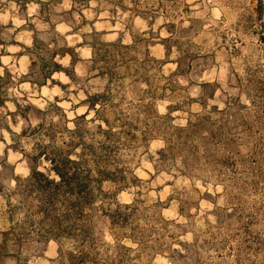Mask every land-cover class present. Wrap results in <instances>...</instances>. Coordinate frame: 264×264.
<instances>
[{
  "label": "rangeland",
  "instance_id": "rangeland-1",
  "mask_svg": "<svg viewBox=\"0 0 264 264\" xmlns=\"http://www.w3.org/2000/svg\"><path fill=\"white\" fill-rule=\"evenodd\" d=\"M5 70L0 264H264V0H0ZM48 143L90 190L58 240L22 186Z\"/></svg>",
  "mask_w": 264,
  "mask_h": 264
},
{
  "label": "trees",
  "instance_id": "trees-1",
  "mask_svg": "<svg viewBox=\"0 0 264 264\" xmlns=\"http://www.w3.org/2000/svg\"><path fill=\"white\" fill-rule=\"evenodd\" d=\"M35 42L36 38L33 39V44ZM116 44L117 42L103 43L105 46H115ZM91 46L94 47L93 45ZM72 60L74 61V59ZM48 65L50 68L46 73L47 77L58 71H63L69 76L68 69L63 68L60 63L49 60ZM6 76H8L7 70H5L3 76H0V82ZM36 82L41 85L44 83V80H36ZM95 106L94 96H89L88 110L86 112L89 110L94 111L96 109ZM15 108L17 114L27 119V111L28 109H32V106H20V104L15 102ZM36 110L39 111L38 109ZM85 115L86 113L73 118L74 126L69 132L79 140L74 144L73 142H69V144H73L72 148L77 143H80V139L82 138L77 119H82ZM38 126H41V124ZM27 130L35 132L36 127L31 128L29 126L27 129H22L19 134H24L28 132ZM48 136L52 138L53 134H48ZM37 145L38 150L36 154L30 156V173L24 179L22 186L30 195L35 194L38 200V210L51 225L43 235L46 238L58 240L62 234L64 235L65 231L76 226H82L79 229L83 228L81 220L84 218L83 211L90 195L88 188L89 181L85 179L88 176L83 175L84 171L80 168L81 162L78 159L70 157L71 149L65 150L68 143L58 147L53 146L51 143ZM39 158H43L48 162L45 170L38 169L36 161ZM99 173L103 177L104 173L102 171H99ZM69 258L70 262H74V264H84L87 260V254L83 250H78L77 252L70 251Z\"/></svg>",
  "mask_w": 264,
  "mask_h": 264
}]
</instances>
